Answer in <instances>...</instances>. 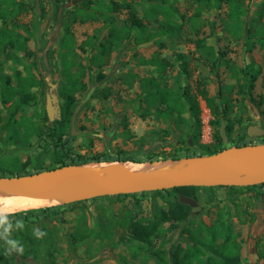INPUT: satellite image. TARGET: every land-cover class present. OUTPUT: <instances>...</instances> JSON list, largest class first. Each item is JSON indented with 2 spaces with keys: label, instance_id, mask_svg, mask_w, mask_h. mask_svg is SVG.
<instances>
[{
  "label": "rangeland",
  "instance_id": "374dc122",
  "mask_svg": "<svg viewBox=\"0 0 264 264\" xmlns=\"http://www.w3.org/2000/svg\"><path fill=\"white\" fill-rule=\"evenodd\" d=\"M18 1L24 3L26 11L8 26L30 38L29 52L8 46L0 53V109L4 122L17 109V120L27 116L43 125L41 113L44 108L47 111L53 95L58 97L60 107L62 103L59 88L64 84L65 50L61 42L67 18L87 0ZM91 1L96 16L86 23L72 24L76 44L74 51L66 56L73 63L72 71L80 75L86 86L77 94L75 133L71 120L64 136L74 138L70 142L73 155L81 156L87 163L96 161L94 158L131 156L139 160L136 162L157 166L168 164L173 157L198 158L211 155L210 150L216 148L223 151L234 146L264 143V134L251 136L248 133L254 125L264 128V41L261 40L264 0H241L245 14L240 31L233 27L226 3L216 8L205 6L199 0H167L166 6L177 7L173 19L182 23V28L179 34L165 35H157L163 16L148 18L145 14L151 5L162 0ZM111 3L128 5H116L118 8L108 12L105 6ZM199 5L202 6L200 11ZM133 15L143 20L147 34L155 35L152 40L140 42L138 31L131 29L120 44L96 62L98 47L111 26L130 27ZM2 26L0 21V28ZM198 39H204L213 47L212 54L197 49ZM180 53L184 60L178 57ZM162 60L166 65L164 69V65L159 64ZM185 60L188 72L182 67ZM250 67L260 70L252 89L244 77V70ZM16 71L37 80L44 77L48 88L35 86L32 99L2 103L4 78L16 85ZM150 81L159 82L173 92L179 86L181 92L188 90L198 99L199 117L191 114L183 97L178 106L147 104L145 96L149 87L147 89L145 84ZM202 92L212 99L214 109L202 97ZM7 137L6 132L0 130V164L3 159L18 157L28 170L37 166L42 171L57 167L58 156L49 140H43L38 134L29 141L12 142ZM261 184L256 188H185L183 191L199 203L193 207L192 216L182 223L157 221L158 231L150 245L134 239L132 223L148 225L157 220L160 211L180 207L177 201L181 202L179 195L184 194L183 191L71 200L53 205L60 207L55 214L39 211L28 221L19 217L17 220L23 221L22 228H17V220L11 219L9 239L19 241L20 245L23 240L29 244L34 252L28 259L31 264H156L150 248L165 249V255L171 260L174 248L193 245L189 237L192 230L222 222L233 228L241 244L242 263L264 264V258L258 257L259 253L264 255V184ZM16 212L22 211L12 213ZM36 229L44 235L37 238ZM78 229L91 234L73 242L71 235ZM24 237L29 239L25 241ZM2 246L10 251V246L0 238ZM11 257L14 264H24L21 254L13 251ZM195 264H208L207 258L201 257Z\"/></svg>",
  "mask_w": 264,
  "mask_h": 264
},
{
  "label": "trees",
  "instance_id": "16d2710c",
  "mask_svg": "<svg viewBox=\"0 0 264 264\" xmlns=\"http://www.w3.org/2000/svg\"><path fill=\"white\" fill-rule=\"evenodd\" d=\"M199 1L201 3H205V6L216 8H221L222 4L226 3L229 7V16L233 21V27L237 31H240L242 29V25L244 23L242 18L245 13L241 0ZM165 2H167V0H162V3L151 5L145 13L146 17L155 18L158 16H163L164 19L159 22L157 35L179 34L182 28V23H179L173 19V15L178 12V9L174 4H169L166 6ZM91 4V0L83 1L81 6L70 12L65 25V32L61 42V46L65 50V52L63 53L64 84L59 88V94L62 100L61 117L56 118L54 121H50L47 111L44 108L41 113V119L42 121H44V123L43 125H40L27 116L23 117L21 120H17L15 117L17 109H14L10 114L8 120L4 122V116L0 109V130H4L6 132V135L8 136L7 140L12 142H18L21 140L29 141L32 136L38 134V136L42 137L43 140H49V143L53 146V150L58 156V159H55L58 162L57 167L70 164L87 163L80 158L81 156L72 154L70 142L74 138L72 136H69L68 138L64 137L66 135L67 128L71 125V120L75 109L79 104L77 94L84 91L86 87L80 75L72 71L73 63L69 62V60L66 59V56L74 51L76 44L72 24L77 21L86 23L94 19L96 16L97 11L93 10ZM119 4H108L107 6H105V9H107L109 12L113 11L115 8H118L116 7V5L122 7L128 5L127 3ZM201 8L202 6L199 5V11ZM99 10L104 13L102 8H99ZM23 11H26V8L24 7V3L22 1L0 0V21L3 22V26L0 28V53L5 52L8 46L18 51H23L26 53L29 52L28 41L30 40V38L23 35L16 29L10 28L8 26V24L10 22L12 23L14 19L17 18ZM112 23H114V21H112ZM131 29H136L138 31V38L140 42H144L145 40H152V38L155 36L152 34H147V28L143 23V20L136 15H133L131 18L130 27H123L122 29H119L115 24L111 26L108 36L101 42L98 47V56L95 57V61L98 62L99 60L103 59L104 56L109 54L114 47L120 44L128 36V34L131 32ZM261 40L264 41V28L261 31ZM196 46L198 50L205 51L206 53L212 54L213 52V47L207 45L204 39H198L196 41ZM178 57L184 60L183 54L180 53ZM160 63L164 65V69L166 65L163 63V60L160 61L159 64ZM182 67L184 71L188 72V63L186 60L182 61ZM259 74L260 70L254 69L253 67L244 70V77L246 78L247 82H249V89H252L254 87V83L256 82ZM15 76L18 80V83L16 85H12L7 78H4V85L2 84L3 90L1 92V100L4 104H7L15 99H18V101L32 99L35 95L34 93H32V88L35 86H42L43 89L48 88L47 82L44 77L37 80L32 75H23L20 71H16ZM145 86H147V89L149 87V92H147L145 96L147 104L153 106L158 105L159 103H166L169 106H178L179 103H181V98L183 97L188 102L191 114L195 118L199 117L200 107L198 99L188 90L181 92V86H179L176 91L173 92L172 89L162 87L159 82L152 81L145 84ZM202 97L207 101L211 109H214L215 105L212 103V99L207 96L206 92H202ZM226 106L228 105L226 104ZM219 151L220 149L216 148L210 150V153H218ZM112 159L139 161L131 156H108L105 159L94 158L93 160L101 161ZM172 159L179 158L173 157ZM25 166L26 165L23 164L18 157L3 159L2 163L0 164V176L31 174L42 171V168L40 166H37L32 170H28ZM52 168L54 167H48V169ZM263 184L264 183H262L261 185ZM258 186L259 185L257 184L244 187L256 188ZM187 187L198 189L201 186L174 187L167 190H158L157 192H180ZM215 187L210 188L212 189ZM183 193L186 196L191 195L190 193L184 191ZM133 195H136V193H134ZM177 204L180 207L176 208L174 206L169 211H160V213L156 215L157 220L152 221L148 225H143L142 223H132L131 226L134 239L139 241L140 243H147L148 245H150L151 238L158 231L157 221L176 220L179 223L187 221L192 216L193 207H191L189 204L181 203L179 201H177ZM59 210V206L43 207L40 209H31L22 212L11 213L8 214V218L9 220H17L19 219V217L23 216L25 221H28L31 217H36L39 211L46 213L47 215H51L58 213ZM90 234V232H85L82 229H78L77 231H74L72 233L71 239L73 242L82 241L86 239ZM189 237H191L193 245L186 248H174L171 252V260H169L165 255V249L158 248L153 250L150 248L152 254L156 258V264H195V261L201 257H206L208 264H243L240 253L241 244L237 241L236 235L231 226H225V224L222 222L216 223L209 227L200 225L195 230H192L190 232ZM24 238L25 241L26 239H29L28 237ZM21 245L25 247L23 254H21L24 264H31L28 259L32 258L34 252L30 250V247H28L29 244L24 242V240ZM258 257L264 258V255L262 253H259ZM0 264H14L11 254H9V250L4 246L0 247Z\"/></svg>",
  "mask_w": 264,
  "mask_h": 264
},
{
  "label": "water",
  "instance_id": "95a60500",
  "mask_svg": "<svg viewBox=\"0 0 264 264\" xmlns=\"http://www.w3.org/2000/svg\"><path fill=\"white\" fill-rule=\"evenodd\" d=\"M78 108L77 106L72 118L73 133H75V115ZM47 113L51 121L61 117V107L57 96L53 95L49 101ZM248 133L251 136H261L264 134V128L260 127V124L254 125L250 127ZM241 148H245L246 151L233 165L211 174L203 173L206 168L203 161H206V164L209 161L214 162L212 159L214 154L198 157L197 159L201 160L202 165L182 173H171L157 169L139 171L129 174L114 185L105 184L99 171L95 167L89 166L88 163H84L54 167L31 174L0 176V187L24 194L35 200H47L55 195L61 183L81 185L88 190L89 195L87 197H100L167 190L183 186H251L264 182V143ZM257 152L262 153L259 165L255 169L244 171L250 156ZM179 199L191 207H197L199 204L195 198L184 194H180Z\"/></svg>",
  "mask_w": 264,
  "mask_h": 264
},
{
  "label": "bare ground",
  "instance_id": "6f19581e",
  "mask_svg": "<svg viewBox=\"0 0 264 264\" xmlns=\"http://www.w3.org/2000/svg\"><path fill=\"white\" fill-rule=\"evenodd\" d=\"M222 133L225 137L224 126L222 127ZM245 151V148H238V146H234L227 148L218 154L212 155L214 162L209 161V163L206 164V161H203V164L206 167L203 170V173L211 174L220 169L230 167L239 159V157L242 156ZM261 156V152L252 154L245 165L244 171L255 169L260 163ZM88 164L91 167H95L99 171L103 182L107 185H114L125 179L129 174L139 171L157 169L171 173H182L202 165L201 160L195 157L173 159L166 165L157 166L145 165L141 162L133 160L118 159L89 161ZM88 195L89 192L86 188L73 183H61L57 188L55 195L47 200H35L24 194L0 187V207H3L5 213L11 214L14 211H27L31 209L34 210L43 207H50L69 202L71 200L85 198Z\"/></svg>",
  "mask_w": 264,
  "mask_h": 264
},
{
  "label": "clouds",
  "instance_id": "9594fccd",
  "mask_svg": "<svg viewBox=\"0 0 264 264\" xmlns=\"http://www.w3.org/2000/svg\"><path fill=\"white\" fill-rule=\"evenodd\" d=\"M16 227L17 228H22L23 227V221L17 220L16 221ZM12 230V224L11 221L8 218V214L4 212L3 207H0V238L4 239L6 244L10 246V251L11 252H17L19 254H23L24 248L22 245H20L19 241L9 239L10 233ZM34 235L37 238H40L44 235L43 232H41L39 229H36L34 231Z\"/></svg>",
  "mask_w": 264,
  "mask_h": 264
}]
</instances>
